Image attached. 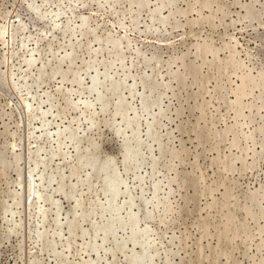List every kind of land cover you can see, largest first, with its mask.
I'll use <instances>...</instances> for the list:
<instances>
[{
	"label": "rangeland",
	"instance_id": "obj_1",
	"mask_svg": "<svg viewBox=\"0 0 264 264\" xmlns=\"http://www.w3.org/2000/svg\"><path fill=\"white\" fill-rule=\"evenodd\" d=\"M0 31V264H264V0H0Z\"/></svg>",
	"mask_w": 264,
	"mask_h": 264
},
{
	"label": "bare ground",
	"instance_id": "obj_2",
	"mask_svg": "<svg viewBox=\"0 0 264 264\" xmlns=\"http://www.w3.org/2000/svg\"><path fill=\"white\" fill-rule=\"evenodd\" d=\"M3 31H5V33H6V30H3ZM0 33H1V31H0Z\"/></svg>",
	"mask_w": 264,
	"mask_h": 264
}]
</instances>
